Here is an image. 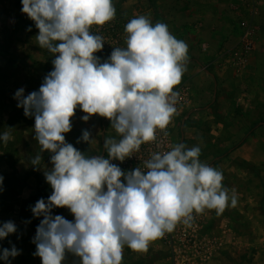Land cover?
I'll list each match as a JSON object with an SVG mask.
<instances>
[{
	"label": "clouds",
	"instance_id": "obj_1",
	"mask_svg": "<svg viewBox=\"0 0 264 264\" xmlns=\"http://www.w3.org/2000/svg\"><path fill=\"white\" fill-rule=\"evenodd\" d=\"M21 11L39 30L40 48L55 56L38 91L25 96L21 88L14 96L25 116L35 118L41 152L52 154L53 167L44 175L53 191L31 206L35 217H43L32 241L42 264H64L68 253L81 264H122L125 246L147 251L178 224L191 226L194 213L220 215L237 205L236 192L224 187L222 171L201 162L198 146L177 143L155 152L144 161L146 170L125 172L112 163L155 142L157 130L165 131L177 113L175 88L189 59L185 41L141 15L125 25L126 47H115L102 63L95 53L104 38L91 29L115 19L113 0H22ZM77 108L87 114L84 121L97 114L111 121L120 139H105L108 158L86 156L66 142ZM10 139V132L0 134L4 144ZM81 139L92 143L87 130ZM42 160L37 154L30 163L39 170ZM3 182L0 176V191ZM65 207L74 221L53 215ZM16 232L13 221L0 222V240ZM20 254L14 244L0 248L6 264Z\"/></svg>",
	"mask_w": 264,
	"mask_h": 264
},
{
	"label": "rangeland",
	"instance_id": "obj_2",
	"mask_svg": "<svg viewBox=\"0 0 264 264\" xmlns=\"http://www.w3.org/2000/svg\"><path fill=\"white\" fill-rule=\"evenodd\" d=\"M113 3L115 19L91 29L93 34L104 38V48L95 53L102 63L109 60L115 47H126L125 25L136 17V12L147 8L153 24L161 19L178 40L187 43L189 58L202 61L216 73V100L194 111L185 125L184 144L201 149L202 163L222 154L264 121V0H113ZM158 6L162 12L157 10L153 14ZM21 9L22 0H0V134L5 131L11 134L7 144L0 141V176L4 177L0 222L11 220L17 225L16 233L0 240V248L10 249L14 244L21 250L20 255L9 258L11 264H42L41 258L33 255L36 250L31 237L35 228L22 203L37 193L41 180L50 186L44 172L53 167L52 154L41 152L34 138L35 118L25 116L14 96L21 88L25 96L38 91L53 70L55 56L40 48L36 40L39 30ZM247 30L252 47L244 52L243 37ZM177 90L187 92H183V102L173 121L176 144L181 140L186 113L209 101L213 85L200 67L187 65ZM84 115L87 114L77 108L71 120L72 130L64 134L66 142L86 156L101 155L104 151L103 157L108 158L103 136L107 118L97 114L84 121ZM84 130L90 132L92 143L81 139ZM109 130L108 137L120 139L111 122ZM37 154L43 157L39 170L30 163ZM209 166L222 171V184L230 195L233 190L236 192L237 205L229 206L220 215L214 210L212 228L220 230L227 225L232 243L206 264H264V127L249 134L233 151ZM58 212L69 221L75 219L66 207ZM0 264L6 262L0 260ZM64 264H81V258L68 253ZM122 264H168L167 253L157 241L150 242L147 251L137 252L125 246Z\"/></svg>",
	"mask_w": 264,
	"mask_h": 264
},
{
	"label": "built area",
	"instance_id": "obj_3",
	"mask_svg": "<svg viewBox=\"0 0 264 264\" xmlns=\"http://www.w3.org/2000/svg\"><path fill=\"white\" fill-rule=\"evenodd\" d=\"M250 31L247 30L243 37V51L248 52L252 47V42L249 39ZM187 90V89H186ZM179 92L178 102L176 108L178 110L179 104L183 102L184 94ZM173 116L171 123L165 131L157 130V140L141 145L139 152L134 153L133 156L126 158L123 162L113 160L112 163L118 165L123 171L128 172L140 167L146 170L144 161L151 158L155 152L169 151L175 145L172 126L174 124ZM110 120L104 123V137L111 135L109 130ZM214 224V210H205L201 214L194 213V220L191 226H186L183 223L177 225L175 230L171 233H166L162 238L157 239L165 248L167 253L168 264H206L208 261L220 252L228 244L232 243L229 237L227 225L222 226L219 230L212 228ZM236 240H233V243Z\"/></svg>",
	"mask_w": 264,
	"mask_h": 264
},
{
	"label": "water",
	"instance_id": "obj_4",
	"mask_svg": "<svg viewBox=\"0 0 264 264\" xmlns=\"http://www.w3.org/2000/svg\"><path fill=\"white\" fill-rule=\"evenodd\" d=\"M189 64H194V65H197L198 67H200L203 71H205L207 73V75H209V77L211 78L212 80V84H213V93L211 95V98L209 99V101L207 103H204V104H201V105H198L194 108H192L191 110H189L186 115H185V118H184V124H183V128H182V134H181V140H180V143H183L184 144V141H185V125H186V121L188 120L189 116L196 110H202L204 109L206 106H208L209 104L213 103L215 100H216V96H217V90H218V80H217V77L215 75V73L209 69L207 66H205L201 61H199L198 59H195V58H189L188 59V62H187V65ZM261 127H264V121L256 124L254 127H252L248 132H246L243 136H241L238 140H236L234 143H232L230 146H228L222 154L216 156L214 159L206 162L205 164L207 165H212L214 164L215 162H218L220 161L222 158H224L226 155H228L231 151H233L238 145H240L244 140L245 138L251 134L252 132L258 130L259 128ZM103 154H104V151L101 155H95V156H102L103 157ZM59 212H56L54 215H58ZM36 229L37 227L34 229L33 231V234H32V237H31V245L33 248H35L36 250V246L35 244L32 242L33 241V238L35 237L36 235Z\"/></svg>",
	"mask_w": 264,
	"mask_h": 264
},
{
	"label": "trees",
	"instance_id": "obj_5",
	"mask_svg": "<svg viewBox=\"0 0 264 264\" xmlns=\"http://www.w3.org/2000/svg\"><path fill=\"white\" fill-rule=\"evenodd\" d=\"M52 191L53 189L46 182H42L41 180V183L38 185L37 193L22 203V207H24V209H27L28 214L30 215V221L34 228H36L40 224V221L43 219V217H35L31 211V206H34L40 198H44L45 200H47ZM60 209L61 208H54L53 215Z\"/></svg>",
	"mask_w": 264,
	"mask_h": 264
},
{
	"label": "crops",
	"instance_id": "obj_6",
	"mask_svg": "<svg viewBox=\"0 0 264 264\" xmlns=\"http://www.w3.org/2000/svg\"><path fill=\"white\" fill-rule=\"evenodd\" d=\"M149 1V0H148ZM146 7V6H145ZM157 10H159L158 12L159 13H161L162 11H161V9L159 8V6L158 7H155V9H154V11H153V14H157ZM150 11H148V9L146 8V9H144L142 12H140V11H138V12H136L135 13V15H136V17H138V16H141V15H143V16H146V17H148L149 19H151L150 18V16H149V13ZM162 16H163V13L160 15V17L159 18H162ZM190 16L188 15L187 16V19H188V22H189V24H191V22H190ZM157 22H160V23H162V20L161 19H158L157 20ZM193 58V57H192ZM196 59V58H195ZM200 61V60H199ZM202 62V61H201ZM203 63V62H202ZM204 64V63H203ZM189 65H194V64H189ZM195 66H197V65H195ZM215 73V72H214ZM215 75H216V73H215ZM209 76V75H208ZM216 77H217V75H216ZM217 80H218V77H217ZM212 81V80H211ZM213 85V84H212ZM211 98V97H210ZM191 116V115H190ZM189 116V117H190ZM172 134H173V131H172ZM104 136V135H103ZM249 136V135H248ZM105 138H107V137H105ZM173 139H174V142H175V144H176V141H175V137H174V134H173ZM156 242V240L155 241H153V243H155Z\"/></svg>",
	"mask_w": 264,
	"mask_h": 264
}]
</instances>
